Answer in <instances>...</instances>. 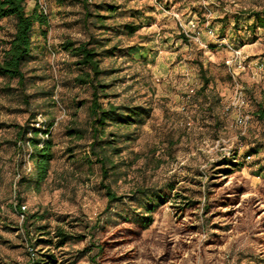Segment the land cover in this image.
Segmentation results:
<instances>
[{"label":"rangeland","instance_id":"374dc122","mask_svg":"<svg viewBox=\"0 0 264 264\" xmlns=\"http://www.w3.org/2000/svg\"><path fill=\"white\" fill-rule=\"evenodd\" d=\"M25 2L48 23L22 67L25 92L0 77V264L49 255L56 264H264V29H249L264 0H92L88 12L108 14L95 10L100 2L118 6L103 21L75 0ZM127 23L140 29L129 35ZM13 32L14 20L0 19V56ZM237 39L235 57L223 43ZM87 40L100 54L103 105L149 113L106 127L104 184L123 196L112 203L87 157L91 88L76 81L84 71L63 47ZM31 121L52 124L55 157L40 185L27 181L33 165L17 139ZM19 204L33 216L28 228ZM142 217L152 222L143 228ZM58 230L74 236L60 248Z\"/></svg>","mask_w":264,"mask_h":264},{"label":"trees","instance_id":"16d2710c","mask_svg":"<svg viewBox=\"0 0 264 264\" xmlns=\"http://www.w3.org/2000/svg\"><path fill=\"white\" fill-rule=\"evenodd\" d=\"M81 3L83 9L86 11L85 15L94 17L99 21L111 17L117 10L118 6L100 2L95 7L96 11L105 10L108 14L101 15L99 12H88L92 0H75ZM250 17L254 18V22L250 25V30L254 33L257 28L264 29V11L250 12ZM12 18L14 20V32L9 40L5 42V47L1 51L0 56V77L8 79H16L18 89L24 93L26 86L25 74L22 69L24 63L31 59L33 51V36L37 29H41L47 25V16L43 12H39L34 8L31 12L26 10L25 0H0V19ZM140 25L125 24L124 30L127 34L132 35ZM238 44L236 48H240L241 42L237 39ZM65 50L70 51L77 57V64L84 71L76 77L79 84L88 85L91 88V100L88 106V133L90 142L88 144V158H93L99 164L101 170L102 186L105 189L108 203L117 202L122 200L123 196H117L108 184H104V180L108 177L109 168L107 167L108 154L107 151L111 147L112 142L106 139V127L110 124H138L148 117L149 113L145 109L135 106L126 107L107 103L106 106L100 101L101 92H104L106 86L101 82L100 77L103 70L100 66L99 51L97 46L92 40H87L79 44L73 42H65L63 44ZM109 53V52H108ZM202 72V68H200ZM208 85V79L203 76L204 89ZM25 101L28 95L23 94ZM258 118L264 121V109L259 110ZM52 124L41 123L36 125V121L28 122L26 125L19 126L17 130V139L20 141L22 147L29 149V159L33 165V172L27 179L28 182L34 181L35 184L40 185L46 181L51 168L52 161L54 160V143L50 136V128ZM68 134L78 135V138H83L85 131L81 129H68ZM45 135L46 137H42ZM249 156V155H248ZM224 161H227L226 159ZM233 163V162H232ZM238 164H234L237 166ZM158 202H161V196H155ZM17 210L22 214L23 220L21 223L22 228H28L29 220L33 217L25 214L21 210L20 204ZM154 211L153 203L148 207V212ZM141 226L144 228L152 222L151 217H142ZM28 231V230H25ZM55 237L57 241L54 243L50 238L48 240H36L53 244L57 248L64 246L74 236L56 231ZM36 242V243H38ZM56 264L53 255H49L46 261L41 260L36 264Z\"/></svg>","mask_w":264,"mask_h":264},{"label":"built area","instance_id":"2783aa9c","mask_svg":"<svg viewBox=\"0 0 264 264\" xmlns=\"http://www.w3.org/2000/svg\"><path fill=\"white\" fill-rule=\"evenodd\" d=\"M223 45L225 46V48L227 50H229L232 54H234L235 57L239 56L240 51L238 50V48H236L235 46H232L230 44H227L226 42L223 43ZM231 66H232V60H226V67L229 71H231ZM240 66H241V63H238V67H240ZM244 104H245V100L242 96V93L239 92L237 94V102H236V104H234L235 105L234 107H237L238 109H240L241 107L244 106ZM227 109H229V108H227ZM246 119H247V116H245V114L240 113V111H239L238 122L243 123V122H245ZM247 157H250V156H247Z\"/></svg>","mask_w":264,"mask_h":264}]
</instances>
